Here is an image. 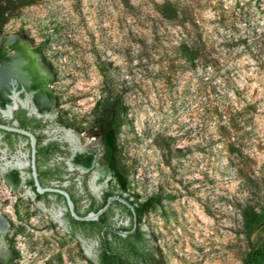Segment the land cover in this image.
Wrapping results in <instances>:
<instances>
[{
	"label": "rangeland",
	"instance_id": "374dc122",
	"mask_svg": "<svg viewBox=\"0 0 264 264\" xmlns=\"http://www.w3.org/2000/svg\"><path fill=\"white\" fill-rule=\"evenodd\" d=\"M0 11L1 35L27 39L47 68L55 114L41 117V139L98 137L92 108L103 74L112 80L122 195L151 200L137 221L147 263L241 264L264 232L245 238L240 214L264 221V0H0ZM67 172L77 196V169ZM46 199L36 212L0 188V264H97V239L72 234L64 205Z\"/></svg>",
	"mask_w": 264,
	"mask_h": 264
},
{
	"label": "flooded vegetation",
	"instance_id": "af4514ba",
	"mask_svg": "<svg viewBox=\"0 0 264 264\" xmlns=\"http://www.w3.org/2000/svg\"><path fill=\"white\" fill-rule=\"evenodd\" d=\"M34 55L36 56L37 54L34 52ZM40 60L43 63L41 58ZM42 65L45 68L41 70V73L48 75L46 65L44 63ZM47 75L45 83L48 82ZM30 98L31 94H27L25 95L24 103L15 101L14 106L8 108L7 111L0 109V188L5 186L16 195H28L37 204L35 207L36 212L38 207L44 210L47 196L52 195L55 202H61L64 205V217L67 218L72 234L75 233L74 229L78 228L83 235L97 239V245L94 248L96 262L98 252L102 246L106 248L107 252L117 253L125 264H148L147 259L150 255L144 247L145 238L143 231L139 230L137 226L138 220L136 219L137 214L134 210V203L128 197L123 196V192L116 187V177L112 175L114 179L111 180L113 177L108 166V159L105 156L104 139L101 152L94 156L91 164L85 170L70 167L77 169L75 176L78 178L77 181L81 191L77 196L74 195L69 190L68 181H65L69 178V172L64 174L66 169H70L68 160L73 156L74 147L69 141V147L64 148L55 140L41 139L40 130H42V127L47 126V123L41 117L47 116L38 114L32 109ZM15 129L29 131L33 134L35 139L33 157L30 136ZM63 134L62 137L64 138ZM87 139L89 141V136ZM76 141V146L81 147L84 151L90 150L91 145L88 141H86V144L79 142L78 133ZM32 165L34 166L35 175L32 172ZM8 173H11L12 183L5 178ZM98 175H105V179L96 187L92 186V179ZM37 185L45 188L66 190L72 200L74 211L83 216L89 211L95 212L103 207L107 202V197L110 195L120 196L121 199H124L132 206L133 211L120 200L112 198L95 219H77L69 213L62 194L45 189L38 191ZM79 197L81 198L79 199ZM82 199L86 200V203L79 207L78 202L82 201ZM114 207H116V211H114ZM57 215L61 224L60 213L57 212ZM69 216L76 221L71 220ZM0 217L7 222L1 212ZM50 218L52 223L56 225L52 217ZM81 220L83 222H94L93 224H83V226L81 225ZM7 228L5 231H0V238L2 233L8 230ZM116 230H121L125 234H121Z\"/></svg>",
	"mask_w": 264,
	"mask_h": 264
},
{
	"label": "bare ground",
	"instance_id": "6f19581e",
	"mask_svg": "<svg viewBox=\"0 0 264 264\" xmlns=\"http://www.w3.org/2000/svg\"><path fill=\"white\" fill-rule=\"evenodd\" d=\"M30 46L26 40L16 34L0 35V109L7 111L8 108L14 106L15 101L24 103V91L28 87H32L33 92L30 98L32 109L38 114L52 117L55 114V101H52L49 83H43L45 75L41 73V70L45 66L40 62V57L35 56L34 51L30 50ZM63 136L74 147L73 156L68 160L70 167L86 169L91 164L94 156L101 152L102 143L99 137H89L88 142L91 148L84 151L81 147L75 145L77 134L73 130H66ZM5 178L9 182H13L11 173L6 174ZM103 179H105V175L96 176L92 179V186L96 187ZM37 211L43 212V208L38 207ZM57 216L56 212H52L50 217L57 226H60ZM6 228L7 222L0 217V231H5ZM7 256L6 253L1 254L0 263Z\"/></svg>",
	"mask_w": 264,
	"mask_h": 264
},
{
	"label": "trees",
	"instance_id": "16d2710c",
	"mask_svg": "<svg viewBox=\"0 0 264 264\" xmlns=\"http://www.w3.org/2000/svg\"><path fill=\"white\" fill-rule=\"evenodd\" d=\"M2 21V12L0 11V23H2ZM103 75V94L92 108L93 122L102 139H104L105 156L108 159V166L112 175L116 177L115 185L121 192H124L126 190V179L116 171L114 165L116 132L120 123L119 113L123 102L120 99L112 80L105 74ZM131 202L134 203V210L137 214L136 219L139 220L142 216V212L150 205L151 200L145 199L141 200V202H137L135 201V198H133ZM240 214L242 216V232L245 238L248 239L252 232L257 228L264 229L263 213H261L260 210L247 207L243 208L240 211ZM69 217L71 220L76 221L71 216ZM93 222L94 221L83 222V220H81V225L93 224ZM97 228H99V226H97ZM98 253L97 264H125L117 253L107 252L105 247L101 246ZM263 256L264 232L259 234L253 242L248 243L245 256L241 259V264H254L257 259L262 258Z\"/></svg>",
	"mask_w": 264,
	"mask_h": 264
},
{
	"label": "water",
	"instance_id": "95a60500",
	"mask_svg": "<svg viewBox=\"0 0 264 264\" xmlns=\"http://www.w3.org/2000/svg\"><path fill=\"white\" fill-rule=\"evenodd\" d=\"M27 40V39H26ZM28 41V40H27ZM29 42V41H28ZM48 76V75H47ZM46 81V75H45V77H44V79H43V83ZM32 87H28L27 89H25V95H27V94H31L32 95ZM50 92H51V90H50ZM51 96H52V92H51ZM52 101H54L53 100V96H52ZM15 130H17V131H20V132H23V133H25V134H28L29 136H30V139H31V151H32V157H33V152H34V136H33V134L31 133V132H29V131H24V130H21V129H15ZM99 137V139H101V143H102V141H103V139L101 138V136L99 135L98 136ZM68 167L70 168V166L68 165ZM84 169V168H83ZM85 170V169H84ZM32 172H33V175H35V170H34V166L32 165ZM47 190V191H56V192H58V193H60V194H62L63 196H64V199H65V202H66V204H67V207H68V210H69V213L71 214V215H73L74 216V218H77V219H83V220H90V219H95L96 217H98V214L104 209V207L106 206V204H107V202L110 200V199H112V198H116V199H118V200H120L122 203H124L125 205H127L132 211H133V208H132V206L127 202V201H125L124 199H121V197L120 196H118V195H110V196H108L107 197V202L104 204V206L103 207H101V208H99L97 211H89L88 213H86L84 216L83 215H80V214H77L75 211H74V209H73V204H72V200H71V198H70V196H69V194H68V192L66 191V190H61V189H53V188H45V187H41V186H39V185H37V190L38 191H42V190ZM116 231H118V232H120L121 234H125V232H121V230H116Z\"/></svg>",
	"mask_w": 264,
	"mask_h": 264
}]
</instances>
